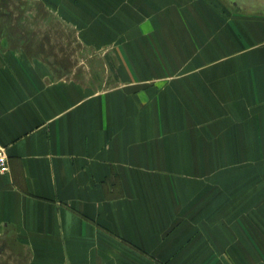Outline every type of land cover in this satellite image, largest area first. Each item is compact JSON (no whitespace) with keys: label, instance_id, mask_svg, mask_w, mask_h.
Here are the masks:
<instances>
[{"label":"crops","instance_id":"obj_1","mask_svg":"<svg viewBox=\"0 0 264 264\" xmlns=\"http://www.w3.org/2000/svg\"><path fill=\"white\" fill-rule=\"evenodd\" d=\"M188 1L33 0V22L0 23V264H264V213L237 223L205 198L219 155L188 130L194 87L150 102L60 70L48 49L75 33L119 56L143 48L130 61H204L202 1ZM161 47L182 58L157 57Z\"/></svg>","mask_w":264,"mask_h":264},{"label":"rangeland","instance_id":"obj_2","mask_svg":"<svg viewBox=\"0 0 264 264\" xmlns=\"http://www.w3.org/2000/svg\"><path fill=\"white\" fill-rule=\"evenodd\" d=\"M201 1L197 13L201 7L203 46L194 50L202 51L197 58L204 61H130L131 55L144 59L143 48L122 47L119 56L113 46H81L75 33L73 45L61 46L53 39L55 46L48 49L57 56L60 70L73 67L74 74H90L91 83L122 86L150 102L151 92L157 97L171 88L179 91L184 83L194 87L183 93L193 123L188 130L214 138L219 155L214 170L203 176L205 198H218L221 214L234 215L238 223L264 213V0ZM33 8V0H0V23L33 22ZM54 18L42 15V22ZM155 51L161 59L164 53H169L167 59L182 58L178 48ZM201 95L202 110L190 108L199 106Z\"/></svg>","mask_w":264,"mask_h":264},{"label":"built area","instance_id":"obj_3","mask_svg":"<svg viewBox=\"0 0 264 264\" xmlns=\"http://www.w3.org/2000/svg\"><path fill=\"white\" fill-rule=\"evenodd\" d=\"M9 169V155L6 146L0 141V171L7 172Z\"/></svg>","mask_w":264,"mask_h":264}]
</instances>
